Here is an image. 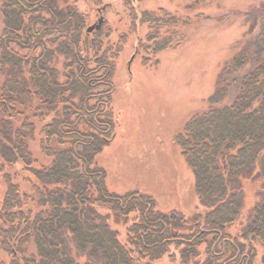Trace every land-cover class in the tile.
Here are the masks:
<instances>
[{
    "label": "trees",
    "instance_id": "16d2710c",
    "mask_svg": "<svg viewBox=\"0 0 264 264\" xmlns=\"http://www.w3.org/2000/svg\"><path fill=\"white\" fill-rule=\"evenodd\" d=\"M0 4V264H264V10L260 55L234 48L206 107L174 136L194 176L189 209L144 186L111 190L100 156L125 125L115 92L117 76L134 80L118 71L126 49L139 69L154 66L183 29L229 25L221 1Z\"/></svg>",
    "mask_w": 264,
    "mask_h": 264
},
{
    "label": "rangeland",
    "instance_id": "374dc122",
    "mask_svg": "<svg viewBox=\"0 0 264 264\" xmlns=\"http://www.w3.org/2000/svg\"><path fill=\"white\" fill-rule=\"evenodd\" d=\"M144 1L147 6H163L171 11L187 3ZM220 1L215 12L228 15L229 25L213 21L183 29L182 43L164 51L158 61L153 60L154 66L139 69L140 60L131 61L135 48L126 49L118 71L129 82L135 72L134 80L126 84L117 76L115 92V108L121 119L125 118V125L115 143L100 156L111 190L123 192L131 186H144L157 194L164 206L193 209L196 204L194 176L175 146L174 136L189 118L206 107L222 62L234 48L242 50L251 62L261 53L256 16L264 10V0ZM3 28L0 4V36ZM239 77H232L228 96L236 91ZM228 101L227 97L224 103ZM253 189L254 185H245L248 205L255 201ZM257 258L255 263L261 264ZM161 264L171 263L165 260Z\"/></svg>",
    "mask_w": 264,
    "mask_h": 264
},
{
    "label": "water",
    "instance_id": "95a60500",
    "mask_svg": "<svg viewBox=\"0 0 264 264\" xmlns=\"http://www.w3.org/2000/svg\"><path fill=\"white\" fill-rule=\"evenodd\" d=\"M102 22H103V20H100L98 23H95V24L91 25V26L87 29V31H88V32H91V31H93L94 29H99V28L101 27V25H102ZM133 58H134V56L132 57L131 61L133 60ZM131 61H130V63H131Z\"/></svg>",
    "mask_w": 264,
    "mask_h": 264
}]
</instances>
